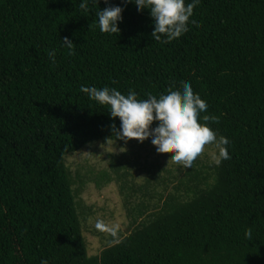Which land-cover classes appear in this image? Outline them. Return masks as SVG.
I'll list each match as a JSON object with an SVG mask.
<instances>
[{
    "label": "trees",
    "instance_id": "16d2710c",
    "mask_svg": "<svg viewBox=\"0 0 264 264\" xmlns=\"http://www.w3.org/2000/svg\"><path fill=\"white\" fill-rule=\"evenodd\" d=\"M79 3L0 0V264H264V0H200L171 43L153 40L148 9ZM109 6L124 9L117 34L99 29L96 12ZM181 81L208 104L200 122L220 118L211 127L230 139L231 159L206 175L189 168L150 214L126 202L129 233L89 255L82 187L65 158L114 138L120 120L81 86L143 99Z\"/></svg>",
    "mask_w": 264,
    "mask_h": 264
},
{
    "label": "clouds",
    "instance_id": "9594fccd",
    "mask_svg": "<svg viewBox=\"0 0 264 264\" xmlns=\"http://www.w3.org/2000/svg\"><path fill=\"white\" fill-rule=\"evenodd\" d=\"M124 3H134L137 10L150 11L154 21V30L151 36L154 41L171 43L189 31V24L194 8L200 0H123ZM99 0H80L79 8L91 12L92 6L98 5ZM108 3V0H105ZM123 8L109 6L96 12L99 29L102 33L117 34L120 32L118 22L122 21ZM63 46L73 49L74 43L67 37L62 39ZM49 59L55 63L56 52H48ZM81 92L89 99L101 106H106L110 118L120 120L119 130L112 125L115 140H122L127 144L131 140L143 143L151 139L156 152H172L171 160L181 169L191 168L194 161L205 151L206 146H214L211 159L216 166L231 159L228 146L230 139L217 136V131L211 124H218L220 118L215 115H204L208 104L198 93L193 91L190 81H181L178 89H168L159 96L147 94L146 98L138 99L134 90L122 94L116 88H97L82 85ZM154 122L156 126L153 127ZM110 139V138H109ZM108 139V140H109ZM107 140V142H108ZM98 229L104 227L103 222L96 224ZM248 239L252 238V231L245 233ZM41 264H48L46 259Z\"/></svg>",
    "mask_w": 264,
    "mask_h": 264
},
{
    "label": "rangeland",
    "instance_id": "374dc122",
    "mask_svg": "<svg viewBox=\"0 0 264 264\" xmlns=\"http://www.w3.org/2000/svg\"><path fill=\"white\" fill-rule=\"evenodd\" d=\"M108 139L93 141L65 158L75 186L82 187L80 198L85 207L79 214L89 255L98 254L117 234L129 233L126 202L136 208L133 215L152 213L176 194L177 183L186 182L189 169L175 165L171 151L158 154L151 139L143 143L133 139L127 144L115 137ZM213 151L214 146H206L193 163L196 171L206 175L204 166L214 164ZM138 206L146 210L139 212ZM98 222L104 227L98 229Z\"/></svg>",
    "mask_w": 264,
    "mask_h": 264
}]
</instances>
